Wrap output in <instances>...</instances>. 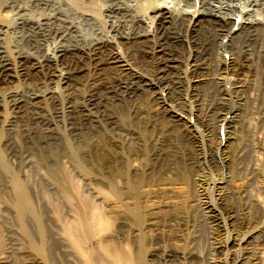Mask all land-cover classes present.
<instances>
[{"label":"rangeland","instance_id":"1","mask_svg":"<svg viewBox=\"0 0 264 264\" xmlns=\"http://www.w3.org/2000/svg\"><path fill=\"white\" fill-rule=\"evenodd\" d=\"M35 1L0 0V52L14 66L0 83V264H264V35L233 42L229 34L264 22V0H177L178 9L227 15L234 25L223 36L199 25L183 37L188 44L171 63L189 84L181 92L131 98L92 96L121 76V63L76 55L67 67L56 62L60 48L116 41L120 23L103 10L112 4L84 0L91 11L75 13L63 0ZM122 4L125 30L151 33L150 0ZM24 26L60 34L27 49ZM195 45L211 53L198 62L207 70L194 75ZM225 45L242 46L251 66L237 90L233 75L220 76L225 91H235L222 102L208 81L236 60ZM113 46L155 83L144 50ZM18 54L29 63L19 65ZM45 63L54 64V77ZM15 95L24 100L17 108L9 106Z\"/></svg>","mask_w":264,"mask_h":264},{"label":"bare ground","instance_id":"2","mask_svg":"<svg viewBox=\"0 0 264 264\" xmlns=\"http://www.w3.org/2000/svg\"><path fill=\"white\" fill-rule=\"evenodd\" d=\"M34 1V0H33ZM49 1V0H48ZM62 0H60L61 3ZM84 0H63L62 2H64L66 5H68V7H72L73 8V12L75 11H80L83 12L85 11L84 9H90V10H86V12L91 11V5L90 3H92L91 1H89V5L88 8L84 3ZM88 1V0H87ZM93 1V0H92ZM96 1V0H95ZM94 1V2H95ZM101 1H105L106 4L107 2L111 3L112 5L114 4V6L111 5V7H107L105 9V18L109 19L112 18L116 21H118V25L120 23V25L118 27H113L114 29V33L116 36V41L114 42L113 40L110 39H101V38H96L94 39V41L91 43L90 42V46L88 49L86 50H82L83 48H67L69 49L68 51H66L67 49L64 48H60L59 50L54 51L57 52V58L58 60L56 62H58V66H68V64H70L73 60V58H70L71 56L73 57L74 55H76L77 57H86V58H90V59H95V58H99L100 56H104L106 58L107 61H109L112 64H118L121 63V66L123 67V69L121 70L123 73L120 74L121 76L107 84L103 90L96 91L95 93H92V96H100L104 98L107 96H111V95H120V96H124L121 98H131V97H135L138 95H144L150 91H154L155 89H166L169 93L168 95L172 97L173 94L179 93L183 90V88L186 85V81L181 78V76H177L176 72L177 70L180 69V66L177 65H171V63H175L178 62L177 61V56L174 55V53H178V51L180 49H182L184 46V44H188L187 41H185L186 39H184L186 37V35H190V32L192 30H194L193 28L197 29L196 27L199 25L202 26H206L207 28H209L211 31H215L217 33V35H222L221 32H230L229 30L233 27L234 25V21L231 20V18H229L226 14L225 18H221L219 16L213 15V13H209V9L206 10L208 12H202L199 11V9H193L192 12L187 11L186 9L182 8V9H178V2H176L177 0H171V3L174 5L173 7H168L165 6L164 4H162L161 1L164 0H150V7H147V9H149V13H151V19L153 20V26L151 29V33H142L141 30L138 29V27L136 26L135 28H132L130 30H125L127 28H125V24H123V21L125 20V17L129 16L127 14L128 9L126 7H124V5L122 4V2L124 0H101ZM100 1V2H101ZM146 1V0H144ZM149 1V0H147ZM188 1V0H187ZM190 1V0H189ZM188 1V2H189ZM209 1V0H208ZM207 1V2H208ZM233 1V0H232ZM244 1V0H242ZM263 1V0H262ZM261 1V2H262ZM37 2V0L35 1ZM42 2V1H41ZM44 2V1H43ZM51 2V1H50ZM58 2V1H57ZM180 2V1H179ZM182 3L184 1H181ZM199 2H202L201 0ZM228 2V1H226ZM32 3V2H31ZM56 3V1L54 2ZM149 3V2H148ZM180 3V4H182ZM203 3V2H202ZM252 3V2H251ZM250 3V4H251ZM255 3V2H254ZM253 5L255 6V3ZM34 4V3H33ZM42 5H46L47 6V0L44 3H41ZM59 4V3H58ZM62 4V3H61ZM60 4V5H61ZM185 4V3H184ZM187 4V3H186ZM191 4V3H190ZM189 4V5H190ZM193 4V3H192ZM195 4V3H194ZM193 4V5H194ZM204 4V3H203ZM250 4H248L249 6H251ZM261 4V3H260ZM259 4V6H260ZM264 4V3H263ZM35 5V4H34ZM40 5V2H39ZM50 5V4H49ZM48 5V6H49ZM54 5V4H53ZM93 5V3H92ZM200 5V4H199ZM33 6V5H32ZM31 6V8H32ZM38 6V5H37ZM36 6V7H37ZM102 6V5H101ZM184 5L182 4V7ZM205 6V5H204ZM257 6V5H256ZM5 7V5H4ZM7 7V6H6ZM39 7V6H38ZM42 9L44 7L40 6ZM39 7V8H40ZM105 7V6H104ZM133 7V6H132ZM187 7V6H186ZM191 5H190V9H191ZM202 7V6H201ZM200 7V8H201ZM209 7V5H208ZM252 7V6H251ZM258 7V6H257ZM13 8V7H12ZM36 8V9H39ZM50 8V6L48 7ZM71 8V9H72ZM94 8V7H93ZM96 11L98 10L97 7ZM94 8V9H95ZM181 8V7H179ZM188 8V7H187ZM199 8V7H198ZM263 8V6H262ZM35 9V10H36ZM83 9V11H82ZM93 9V10H94ZM134 9V8H133ZM132 9V10H133ZM146 9V10H147ZM207 9V8H206ZM256 9V8H255ZM2 9H0V13ZM5 10V9H3ZM10 10V9H9ZM41 10V9H40ZM44 10V9H43ZM205 10V9H204ZM94 11V12H96ZM8 12V11H7ZM36 12V14H38V11H34V13ZM43 13V12H42ZM76 13V12H75ZM79 13V12H78ZM97 13V12H96ZM95 13V14H96ZM133 13V12H132ZM217 13V12H216ZM86 15V14H84ZM88 15V14H87ZM132 15V14H131ZM90 16V15H88ZM134 17V16H131ZM148 18V15L146 16ZM46 18V17H45ZM91 18V17H90ZM43 19V18H42ZM94 19V18H93ZM96 19V18H95ZM132 19V18H131ZM105 20V19H104ZM113 20V21H114ZM134 20V19H133ZM137 20V19H136ZM106 21V20H105ZM103 21V22H105ZM108 21V20H107ZM112 21V20H111ZM112 21V22H113ZM127 21V20H126ZM139 21V20H138ZM244 21V20H243ZM252 21V20H250ZM254 21V20H253ZM115 22V21H114ZM109 23V22H108ZM117 23V22H116ZM104 24V23H103ZM110 24V23H109ZM24 25V24H23ZM116 25V24H114ZM129 25V24H128ZM103 26V25H102ZM110 26V25H109ZM117 26V25H116ZM127 26V24H126ZM130 26V25H129ZM22 27V26H21ZM26 26H24L21 30V37L23 38L24 42H26V48L27 47H31L33 46L35 43V39L37 38H43V39H48L49 36H54L56 35V37L60 34V31H58V29H52L49 27L47 28L45 26V28L47 29H42L41 31H37V30H28L27 28H25ZM52 27V26H51ZM111 27V26H110ZM43 28V27H42ZM53 28V27H52ZM72 28V27H71ZM100 28V27H99ZM130 28V27H129ZM33 29V28H32ZM200 29V28H199ZM197 29V30H199ZM202 29H204L202 27ZM109 30V28H108ZM139 30V31H138ZM110 31V30H109ZM195 31V30H194ZM193 31V32H194ZM68 32V30H67ZM70 32H72L70 30ZM101 32V31H100ZM107 32V31H106ZM112 32V30H111ZM220 32V33H219ZM74 33V32H73ZM96 33V32H95ZM98 34V32H97ZM230 38L233 41L234 39H236V37H238L239 35L240 38L244 37L245 38H253V39H257L261 36L264 35V22H260V21H254V22H250V23H244L239 25V28L233 32H230ZM73 35V34H72ZM100 35V33L98 34V36ZM244 35V36H242ZM74 36V35H73ZM96 36V35H95ZM103 36V35H101ZM100 36V37H101ZM109 37V35H108ZM111 37V36H110ZM184 37V38H183ZM20 38V39H22ZM52 38V37H51ZM103 38V37H102ZM113 38V37H112ZM229 38V39H230ZM41 39V40H43ZM59 39H61L59 37ZM63 39V38H62ZM61 39V40H62ZM192 39V38H191ZM67 40V38L65 39ZM71 40V39H70ZM238 40V39H237ZM47 41V40H46ZM63 41V40H62ZM189 41V40H188ZM262 41V40H261ZM37 42V41H36ZM192 42V41H191ZM194 42V41H193ZM192 42V43H193ZM234 42V41H233ZM243 42V41H242ZM264 42V40H263ZM262 42V43H263ZM190 43V42H189ZM245 43V42H244ZM24 44V43H23ZM38 44V43H37ZM61 44V43H60ZM113 44H117V46L119 45H124L126 46V48H133L134 51H141L144 50V53H146V55L148 56V58L152 61L151 63H153V70L155 71V83H153L152 81L149 80L148 77H146L145 75H142V73H138L136 70H132L133 68H130L131 66H129L127 60H125V56H119L117 53H115V51H113ZM195 44V43H193ZM63 47V44H61ZM200 45V44H198ZM218 45V44H217ZM220 45V44H219ZM218 45V46H219ZM25 46V45H24ZM36 46V45H35ZM60 46V45H59ZM87 46V47H88ZM193 46V45H192ZM201 46V45H200ZM200 46H198V48H196L195 45V54L192 55L191 57V66L190 68V72L194 73H198L199 68H202V70H207L204 67H202V65H198V62L200 61H204V63H207L205 60L206 58L209 56V53L211 48L210 46H204L200 48ZM215 46V45H214ZM226 46V45H225ZM86 47V48H87ZM233 47V46H232ZM261 47V46H260ZM27 48V49H29ZM33 48V47H32ZM37 48V47H36ZM56 48V47H55ZM58 48V47H57ZM116 48V46L114 47ZM223 48V47H222ZM227 50L229 48V52L230 50L232 51V49L236 50L237 53L235 55H237L236 60H232L230 63H225L223 62L222 64H220L219 69H218V76L214 77L212 79V81H208L209 85L210 83H212L216 89V97L218 101H222L224 102L225 100H228L230 98V95L233 94V92H226L225 91V87H224V80H222L220 78L221 75H225V74H231L233 75L235 78H233L229 84L231 85L232 89L234 88L235 90L239 89L242 87V83L239 80L240 78H238V76L243 72V70H249L250 69V59L247 57L246 51L243 50L242 46L238 45L236 48L233 47L231 48L230 45L226 46ZM127 49V51H129ZM147 49V51H146ZM191 49V48H190ZM36 50V49H35ZM200 50V51H198ZM225 50V47L223 49V51ZM233 50V51H234ZM126 50H124L125 52ZM181 51V50H180ZM68 52V53H65ZM130 52V51H129ZM142 52V51H141ZM182 52V51H181ZM249 52V51H248ZM2 52H0V83L2 84V82L5 81V78H7L8 76V71L10 70V66H13L11 64L12 61H10V59L8 60V58L4 57L1 55ZM54 53V52H53ZM137 53V52H136ZM231 53V52H230ZM3 54V53H2ZM133 54V53H132ZM143 54V53H142ZM193 54V53H192ZM4 55V54H3ZM136 55V54H135ZM134 55V56H135ZM199 55V56H197ZM234 55V56H235ZM249 55V54H248ZM131 56V55H130ZM133 56V55H132ZM131 56V57H132ZM133 56V57H134ZM145 56V55H144ZM232 56V58L234 57ZM44 57V56H43ZM76 57V58H77ZM78 57V58H79ZM132 57V58H133ZM141 57V56H140ZM143 57V56H142ZM195 57V58H194ZM18 64H22V62L26 61V56H22L18 54ZM97 58V59H98ZM127 58V56H126ZM130 58V57H129ZM147 58V59H148ZM209 58V57H208ZM207 58V59H208ZM85 59V58H84ZM135 59V58H134ZM234 59V58H233ZM24 60V61H23ZM34 60V59H33ZM48 58V62H50ZM75 60V57H74ZM87 60V59H86ZM92 60V61H93ZM131 60V59H130ZM31 61V60H30ZM80 61V60H79ZM85 61V60H83ZM188 61V59H187ZM229 61V60H228ZM55 62V63H56ZM88 62V61H87ZM90 62V61H89ZM133 62V61H132ZM135 62V61H134ZM25 63H29L28 61ZM81 63V62H80ZM108 63V64H110ZM123 63V64H122ZM219 63V62H218ZM34 64V63H33ZM39 64V63H38ZM41 65H43L42 63H40ZM60 64V65H59ZM77 64H79L77 62ZM131 64V63H130ZM136 64V63H135ZM18 65V66H19ZM35 65V64H34ZM40 65V66H41ZM54 65V64H53ZM53 65L45 63V67L49 73V78L50 77H54L55 74H52V67ZM133 65V63H132ZM17 66V64H16ZM39 66V65H37ZM62 66V67H63ZM75 66V65H73ZM14 67V66H13ZM44 67V68H45ZM56 67V66H55ZM54 67V68H55ZM61 67V68H62ZM70 67V65H69ZM68 67V68H69ZM134 67V66H133ZM207 68V67H206ZM41 69V68H40ZM43 69V68H42ZM66 69V68H64ZM54 70V69H53ZM69 70V69H68ZM180 71V70H179ZM68 72V71H67ZM189 72V73H190ZM192 74V75H193ZM48 75V74H47ZM191 75V76H192ZM195 75V74H194ZM183 77V76H182ZM193 78V77H192ZM190 78V79H192ZM186 80H189L187 78H185ZM203 82V81H202ZM195 83V82H194ZM198 83V82H197ZM207 83V84H208ZM188 84V83H187ZM205 83H202V85ZM189 85V84H188ZM199 87V86H198ZM205 87V85H204ZM198 88H196L195 86H193L191 88V92H192V96H196L198 93ZM154 94V93H153ZM147 95V94H146ZM155 95V94H154ZM215 96V95H214ZM232 96V95H231ZM13 97V96H12ZM10 97V98H12ZM19 97V96H18ZM16 97V95L11 99V102L9 106H12L13 108H17L18 106H20V104L23 103V101ZM112 97V96H111ZM174 97V96H173ZM31 98V96H30ZM169 99V98H168ZM171 99V98H170ZM9 100V99H8ZM30 100V99H29ZM155 101V100H154ZM221 103V102H220ZM226 103V102H225Z\"/></svg>","mask_w":264,"mask_h":264}]
</instances>
